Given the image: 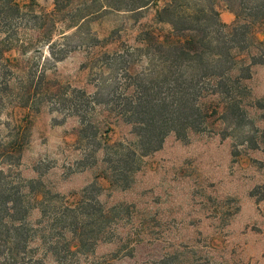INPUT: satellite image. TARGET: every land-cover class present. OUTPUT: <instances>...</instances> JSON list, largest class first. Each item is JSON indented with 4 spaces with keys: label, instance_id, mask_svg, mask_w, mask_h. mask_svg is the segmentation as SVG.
Instances as JSON below:
<instances>
[{
    "label": "rangeland",
    "instance_id": "374dc122",
    "mask_svg": "<svg viewBox=\"0 0 264 264\" xmlns=\"http://www.w3.org/2000/svg\"><path fill=\"white\" fill-rule=\"evenodd\" d=\"M55 1L14 0L19 13L13 16V22L0 26V29H9L11 24L22 27L19 34L32 42L26 51L12 54L18 67L16 72L23 80L28 74L36 77L45 72L46 80L41 85L50 88L53 94L70 93L73 89L93 93L101 76L94 54L111 49L124 54L138 45L135 38L140 30L155 25L151 20L153 6L148 13L121 11L90 22H73L79 2L65 4L61 0L59 3L65 7L62 14L49 17L60 20L53 30L51 50L57 56L61 55V49L66 50L65 58L55 64L49 61L46 44L40 36L35 37L37 32L33 30L36 25L47 29L50 22L40 15H50ZM115 1L121 10L133 5L132 0ZM168 1L157 0L156 6L162 7ZM178 1L183 7L198 4L214 8L225 25L235 22L234 12L223 0ZM4 2L0 0V5ZM185 13L181 12L186 16ZM34 14L40 19L32 17ZM155 27L168 30L166 25ZM117 30L123 31L118 43L92 48L110 32L117 37L114 34ZM250 31L256 33L254 39L246 36L241 58L248 63L245 56L248 52L258 57L263 54L264 61V45L253 43L255 38L264 42V35L257 26ZM137 55L134 52L128 61H134ZM112 58L121 63L120 59ZM144 68V62L138 63L134 71ZM251 73V79L244 82L248 90L240 91L243 120H224V106L220 105L204 132H190L185 141L169 134L159 151L142 159L126 189L112 187L105 177L110 172L102 162L103 152H97L95 144L84 139L80 132L82 116L76 115L70 105L63 104L55 95L45 99L33 97L27 104L9 100L8 105L0 108V143L11 141L14 126L27 130L19 165L9 168L3 161L0 167L5 174H12L14 185L20 180L40 181V190L59 196L51 199L47 195L46 202L39 205L22 189L27 195L25 201L34 207L28 213L29 223L36 229L48 226V216L55 207L77 205L83 190L92 184L101 190L89 191V199L98 197L106 207L129 205L133 217L132 225L117 229L118 238L99 242L86 254L68 255L61 260L50 254L44 257L46 245L38 240L28 242L27 249L37 248L34 257H42L48 264H264V109L258 107L264 105V62L253 66ZM211 99L218 100L215 96L207 101ZM123 138L131 141L134 136L129 126L118 123L106 135V142L112 144ZM37 199L40 201L42 197ZM41 210L49 213L38 225ZM136 234L141 239L139 243L132 242ZM129 239L132 255L117 253L119 257H115L120 242ZM64 240L71 244V250L77 249L68 232L64 233Z\"/></svg>",
    "mask_w": 264,
    "mask_h": 264
},
{
    "label": "trees",
    "instance_id": "16d2710c",
    "mask_svg": "<svg viewBox=\"0 0 264 264\" xmlns=\"http://www.w3.org/2000/svg\"><path fill=\"white\" fill-rule=\"evenodd\" d=\"M74 1H78L83 8L75 7L78 14L73 22H90L121 11L148 13V8L153 6L151 20L156 26H168V30L150 25L137 33L135 42L138 45L132 50L124 54L113 49L95 53L94 63L98 65L101 76L98 85H94L93 93L73 89L70 93L56 91L53 94L50 88L41 85L46 80L45 72L36 77L28 74L26 80L16 72L18 67L13 63L12 54L26 51L32 42L24 34H19L22 27L11 24L9 29L2 28L0 108L10 102L27 104L33 97L45 99L53 95L63 104L70 105L76 115L82 116L80 132L84 139L92 141L97 152H103L102 162L107 164L110 172L105 177L112 187L128 188L133 174L140 169L142 159L159 151L169 134L185 141L190 132H204L209 118L217 113L220 105L224 106V120L239 122L245 118L240 91L248 90L244 82L251 79L252 67L264 61L263 54L258 57L247 52L246 63L240 52L244 51L242 45L248 34L254 39L256 32L250 31L252 28L257 26L264 35V0H223L234 12L235 22L232 25L223 24L219 12L212 7H201L195 3L193 7H183L178 0H169L162 7L156 6L157 0H132L133 5L126 10H121L115 0H65V4ZM59 2L61 0L55 1L50 15H40L41 19L50 22L47 29L44 25H36L33 29L37 32L35 37L40 36L42 43L46 44L49 61L55 64L65 58L66 51L61 49V55L57 56L51 50L53 30L60 20L49 17L64 10ZM19 11L14 0H5L0 5V26L13 22V16ZM181 12H187V15ZM32 17L40 19L35 14ZM120 32L123 31L114 33L117 37L110 32L92 48L113 46L121 39ZM253 43L264 45L256 38ZM134 52L138 53L137 58L128 61L132 60ZM113 56L121 63L114 62ZM142 62L146 68L134 71V66ZM104 74L109 76L104 77ZM215 96L217 101H207ZM258 107L264 109V105ZM118 123L130 127L133 140L123 138L112 144L106 142V135ZM26 130V127L14 126L11 141L0 143V164L5 161L9 168L19 165ZM12 177L0 167V264H48L44 258L34 257L37 248L27 249L31 240L46 245L44 257L50 254L61 260L68 255L86 254L93 251L99 242H111L116 236L118 238L117 229L133 224L129 205L106 207L98 197L89 199V191L101 190L97 184H92L83 190L77 205L61 204L49 216L48 210H41L38 225L47 216L50 223L36 229L27 218L34 207L25 201L27 195L22 193V189H26L35 204L39 205H43L47 195L51 194L40 190V181L20 180L21 183L14 185ZM38 196L42 197L40 201ZM58 197L51 195V199ZM65 232L70 234L77 249L71 250V244L65 242ZM135 236L132 242L139 243L141 239L138 234ZM130 240L120 242L115 257H119L117 253L132 255Z\"/></svg>",
    "mask_w": 264,
    "mask_h": 264
}]
</instances>
